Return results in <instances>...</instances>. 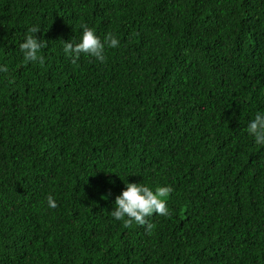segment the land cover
<instances>
[{"label": "trees", "instance_id": "obj_1", "mask_svg": "<svg viewBox=\"0 0 264 264\" xmlns=\"http://www.w3.org/2000/svg\"><path fill=\"white\" fill-rule=\"evenodd\" d=\"M0 264H264V0H0Z\"/></svg>", "mask_w": 264, "mask_h": 264}]
</instances>
